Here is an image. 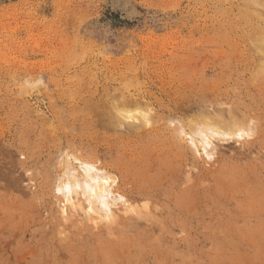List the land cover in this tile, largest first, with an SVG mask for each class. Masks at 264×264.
<instances>
[{
    "label": "rangeland",
    "instance_id": "obj_1",
    "mask_svg": "<svg viewBox=\"0 0 264 264\" xmlns=\"http://www.w3.org/2000/svg\"><path fill=\"white\" fill-rule=\"evenodd\" d=\"M0 264H264V0H0Z\"/></svg>",
    "mask_w": 264,
    "mask_h": 264
},
{
    "label": "bare ground",
    "instance_id": "obj_2",
    "mask_svg": "<svg viewBox=\"0 0 264 264\" xmlns=\"http://www.w3.org/2000/svg\"><path fill=\"white\" fill-rule=\"evenodd\" d=\"M91 186H92V185H91ZM98 190L100 191V187H99ZM101 193H102V192H101ZM101 193L98 192V191H95V195H96L98 198H101V197H102Z\"/></svg>",
    "mask_w": 264,
    "mask_h": 264
}]
</instances>
